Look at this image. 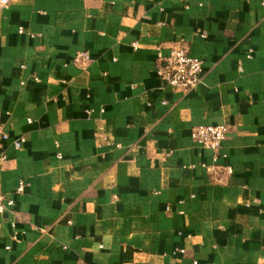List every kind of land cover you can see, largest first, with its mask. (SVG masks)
I'll return each instance as SVG.
<instances>
[{
    "label": "crops",
    "instance_id": "crops-1",
    "mask_svg": "<svg viewBox=\"0 0 264 264\" xmlns=\"http://www.w3.org/2000/svg\"><path fill=\"white\" fill-rule=\"evenodd\" d=\"M173 46L190 89L156 74ZM200 124L228 126L213 171ZM1 134L0 264H264V0H10Z\"/></svg>",
    "mask_w": 264,
    "mask_h": 264
},
{
    "label": "built area",
    "instance_id": "built-area-1",
    "mask_svg": "<svg viewBox=\"0 0 264 264\" xmlns=\"http://www.w3.org/2000/svg\"><path fill=\"white\" fill-rule=\"evenodd\" d=\"M9 2L10 0H0V11L6 8ZM23 31L24 29L22 27H18L19 33H22ZM200 36L205 37V32L200 33ZM132 46L135 48L136 43H132ZM157 58L163 60L164 64L156 69V74L165 83L182 89H190L199 82L202 72V60L199 57L189 55L184 47L173 46L170 48L167 56L163 57L158 53ZM90 60V54L86 50L76 51L72 58L73 63L78 65H84ZM34 80L37 81L38 79L34 77ZM162 103L164 104L165 102ZM28 121L30 122V119H28ZM227 132L228 126L226 124H200L193 126L190 130V138L201 147L208 149L213 153L212 164L207 165L202 163V166L208 171H213L214 168L218 166L216 164L218 158L217 151L226 138ZM6 138V134H1L0 139ZM97 140L99 144H114L116 147L119 146V144L113 143L103 134L99 135ZM23 142L24 138L19 137L13 140L12 144L15 149H19ZM57 156L61 157L59 153ZM5 157L0 142V160H4ZM225 171L231 173L232 169L230 167H225ZM26 186L27 183L24 180H19L15 187V191L17 193H23ZM13 203V199L0 195V214L11 207ZM166 209H168V207ZM180 252H184V249H180Z\"/></svg>",
    "mask_w": 264,
    "mask_h": 264
}]
</instances>
